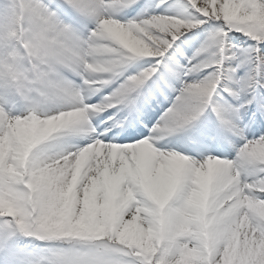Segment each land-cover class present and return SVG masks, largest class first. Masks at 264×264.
Returning a JSON list of instances; mask_svg holds the SVG:
<instances>
[{
  "label": "clouds",
  "instance_id": "1",
  "mask_svg": "<svg viewBox=\"0 0 264 264\" xmlns=\"http://www.w3.org/2000/svg\"><path fill=\"white\" fill-rule=\"evenodd\" d=\"M193 30L160 82L146 58ZM262 45L264 0H0V264H147L161 233L169 264H264V130L202 109L222 83L264 99Z\"/></svg>",
  "mask_w": 264,
  "mask_h": 264
},
{
  "label": "snow or ice",
  "instance_id": "2",
  "mask_svg": "<svg viewBox=\"0 0 264 264\" xmlns=\"http://www.w3.org/2000/svg\"><path fill=\"white\" fill-rule=\"evenodd\" d=\"M166 2L167 0H160L161 5ZM123 7L127 9L128 15H132V13H135L137 11L139 5L128 3L123 5ZM157 7H160V5H157ZM178 39L171 42V46L169 47V49L173 48L176 45ZM207 39H211V36L207 37ZM262 48H264V45H262ZM169 49L168 51L164 52L162 56L151 57L153 58L151 61L152 67L156 69V74L159 78V81L163 83H167V77L173 73V69L165 61V57L168 54ZM176 51H179V49L176 48ZM181 55H183V53H181ZM233 68L234 70H230L231 74L229 76V80L239 83V85L241 86L240 91H243L245 82H251L256 78V74H258L259 72V65L257 67H254L251 71L247 70L243 63L234 65ZM242 68L243 71L240 72L239 70ZM221 92L227 93L228 96L231 97V100L225 98V102L221 104L216 102L213 94L212 98L206 100L202 105V109L204 112L210 113L211 115L215 116L221 123H227V121L223 119L226 111L239 112L241 108H244L246 109L244 119L252 125L251 130L253 132L264 130V119H262L261 117V113H264V99H257L256 97L252 96L251 93H249L248 98L240 101L239 93L236 88L226 83L218 85L216 94H220ZM233 101L237 102L234 103ZM135 137L136 132L130 129L118 140H115V142L120 143L124 140L132 139ZM109 138H112L111 132H109L107 135L102 134L100 136V139L103 140H108ZM196 171L197 173H199L198 169ZM180 180L181 177L178 174L166 177L162 181L161 186L156 193V199L158 200V202L163 203L170 196H172L176 190V186L180 183ZM157 239L158 244L156 246V252L154 256L149 255L147 257V264H169V258L173 255L174 250L177 252L181 251L177 237L168 233H161ZM3 243L6 242L0 240V244Z\"/></svg>",
  "mask_w": 264,
  "mask_h": 264
},
{
  "label": "rangeland",
  "instance_id": "3",
  "mask_svg": "<svg viewBox=\"0 0 264 264\" xmlns=\"http://www.w3.org/2000/svg\"><path fill=\"white\" fill-rule=\"evenodd\" d=\"M183 2L184 0H172V3L177 11L180 10ZM202 40H203V35L200 33H197L196 30H193L191 34L185 33L184 36H181L178 39V41L176 42V45L173 48L169 49V52L165 57V61L169 64L171 68H172L171 60H179L181 64L187 63L186 57H189L192 55L193 51L195 50L196 47L199 46ZM176 48H178L179 51H176ZM181 53H183V55H181ZM152 59L153 58H151L150 61H152ZM203 71L207 72V71H210V69H204ZM239 71L242 72L243 68L240 69ZM171 95H174V93L169 92V98L171 97ZM214 98L216 102L220 101L221 98L223 99L227 98L228 100H231V97H229L227 93H223V92H221L220 94L214 93ZM233 102L235 103L237 101H233ZM162 107H167V102H164ZM162 107L154 110V113L152 114L151 119H154L156 116L159 115L160 111L162 110Z\"/></svg>",
  "mask_w": 264,
  "mask_h": 264
},
{
  "label": "bare ground",
  "instance_id": "4",
  "mask_svg": "<svg viewBox=\"0 0 264 264\" xmlns=\"http://www.w3.org/2000/svg\"><path fill=\"white\" fill-rule=\"evenodd\" d=\"M147 60H151V58H146ZM142 62V61H141ZM211 114L209 113V116H210ZM155 119V118H154ZM153 119V120H154ZM199 127V126H198ZM212 127V123H211V120L209 119V120H207V121H205V127H204V130H208V129H210ZM218 154V153H217Z\"/></svg>",
  "mask_w": 264,
  "mask_h": 264
}]
</instances>
